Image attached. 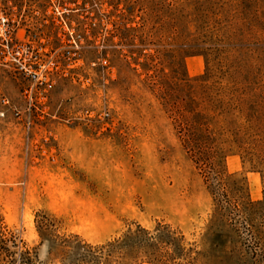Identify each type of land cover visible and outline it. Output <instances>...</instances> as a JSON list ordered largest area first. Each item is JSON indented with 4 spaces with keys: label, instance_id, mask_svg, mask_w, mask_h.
Masks as SVG:
<instances>
[{
    "label": "rangeland",
    "instance_id": "1",
    "mask_svg": "<svg viewBox=\"0 0 264 264\" xmlns=\"http://www.w3.org/2000/svg\"><path fill=\"white\" fill-rule=\"evenodd\" d=\"M50 1L78 49L29 134L0 116V264H264V0Z\"/></svg>",
    "mask_w": 264,
    "mask_h": 264
},
{
    "label": "built area",
    "instance_id": "2",
    "mask_svg": "<svg viewBox=\"0 0 264 264\" xmlns=\"http://www.w3.org/2000/svg\"><path fill=\"white\" fill-rule=\"evenodd\" d=\"M50 3V0H0V68L16 78L22 103L20 110L13 107L0 91L3 108L0 116L12 111L28 134L34 129V117L47 115L53 91L63 76V65L58 56L63 37L71 43L70 52L78 49L79 35L73 21H66L62 9L50 15L47 12ZM34 4H40L41 14H24V9ZM83 117L108 120L110 114L108 111L97 114L85 110ZM26 138L28 152L32 142L30 137ZM35 146L39 150L36 157H43V145L36 142Z\"/></svg>",
    "mask_w": 264,
    "mask_h": 264
},
{
    "label": "trees",
    "instance_id": "3",
    "mask_svg": "<svg viewBox=\"0 0 264 264\" xmlns=\"http://www.w3.org/2000/svg\"><path fill=\"white\" fill-rule=\"evenodd\" d=\"M201 125H203L204 126V131H206L207 129H206V124H200V123H198L197 124V126H201ZM185 145H186V147L189 149V151H193V153H194V155H195V163H199V162H202V158L200 157V154H199V152H194V149H196V151H199L200 150V148H201V145H202V143H200V142H198V140H196L195 139V137H194V135L193 134H190L189 135V137L188 138H186L185 139ZM3 244V239H1L0 238V251H2V253H4V255H5V257L6 256H10V253L6 250V249H4V248H2V245ZM84 246H81V249L82 250H84ZM87 248V247H86ZM111 247H110V245L109 246H107V248L105 249V255L107 256V258L105 259V260H107L109 257H110V254H112L113 252L111 251V249H110ZM104 249V247H101L100 249H98V251L99 250H103ZM91 250L92 249H88V252L90 251L91 252ZM24 261H29L30 259H29V257L27 256L28 255V253L27 252H25L24 253ZM99 259H100V257H99ZM263 261H264V253H263ZM74 264H88L87 262H83V260H80V261H78V262H76V263H74Z\"/></svg>",
    "mask_w": 264,
    "mask_h": 264
}]
</instances>
